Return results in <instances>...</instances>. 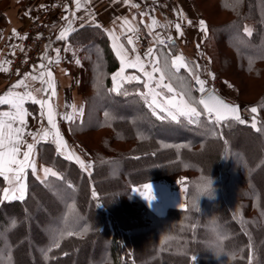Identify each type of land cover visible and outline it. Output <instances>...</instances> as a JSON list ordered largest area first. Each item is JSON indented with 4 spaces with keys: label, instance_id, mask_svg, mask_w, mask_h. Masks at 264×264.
Masks as SVG:
<instances>
[{
    "label": "trees",
    "instance_id": "1",
    "mask_svg": "<svg viewBox=\"0 0 264 264\" xmlns=\"http://www.w3.org/2000/svg\"><path fill=\"white\" fill-rule=\"evenodd\" d=\"M195 1L208 26L202 72L210 64L213 76L231 86L257 128L264 129V0ZM247 24L251 36L244 30ZM98 30L86 27L71 37L96 59H86L84 115L65 131L92 167L85 170L45 142L38 159L57 177L40 179L26 171L23 200L3 199L6 181L0 177V264H228L226 256L218 260L199 243L203 234L195 221L215 214L230 234L228 247L236 250L231 264H264V130L258 132L248 120L242 126L232 120L212 125L204 116L199 125L158 119L138 94L145 91L142 82L125 83L121 92L128 95L108 91L109 75L119 65L107 45L94 43L104 41ZM226 32L231 41L225 40ZM170 48L157 47L161 63L171 59ZM178 75L197 99L192 77L185 69ZM173 86L179 91L177 82ZM251 107L258 112L251 113ZM178 176L184 178L186 208L170 207L158 215L132 191ZM210 177L215 198L201 197L197 213L189 196L195 183ZM27 214L47 228L39 231ZM61 230L73 235L49 251ZM169 235L174 239L165 243ZM93 241L106 246L93 248Z\"/></svg>",
    "mask_w": 264,
    "mask_h": 264
},
{
    "label": "crops",
    "instance_id": "2",
    "mask_svg": "<svg viewBox=\"0 0 264 264\" xmlns=\"http://www.w3.org/2000/svg\"><path fill=\"white\" fill-rule=\"evenodd\" d=\"M51 2L52 0H0V66L8 69L7 71H0V97H3L12 85L24 78L23 76L13 80L9 79L12 57L10 42L24 35V33L36 23L38 15L47 5H50ZM131 3L138 4L139 8H133L130 3L126 4L123 0H87V3H85V0H81L82 7L79 10L76 9L74 0H61V3L57 6L54 18L55 28L60 33V31L67 26V22L63 17L68 16L69 19H72V14L75 13L76 19L72 25L75 30L67 33V38L65 40H58L56 37V39L50 43L51 45L46 54L49 59L53 60V63L49 64L48 60H44L42 64L46 67H37L32 71V74L38 76L41 71H46L47 68L52 70L56 85V96L53 98L52 103L57 112L56 123L59 122L57 123V127H60L61 130L66 131L70 123H75L77 119H81L84 115L86 107L84 104L83 92L85 90L88 70L86 61H95L96 59L95 53L86 54L80 43L71 42L72 35L81 29L86 27L99 28L98 31L101 33V38H104V41L96 39L94 43L97 44L98 47L101 44L107 45L109 54L119 65L116 71L109 75L110 77L119 72L121 68L120 60L113 50V41L109 35V31L113 29L115 30V34L120 37V42L129 49L130 58L136 54L141 55L143 58L144 52L149 47L155 49H157V47H165L164 44H159L158 38L164 41L171 37V39H169L173 47V50L170 48L173 51L171 58L177 55H183L186 61H193L194 64V58H200L201 61L207 62L203 54L200 56V51H204V43L208 36V26L206 23L207 32L201 30L199 21H207L204 19L203 10L200 8L197 1L168 0L165 5L155 4L150 0H131ZM66 6L68 11H65ZM124 17H127L130 21L135 17L133 26L139 29L137 33L127 32L126 28L124 30L121 29L120 25ZM153 18H155L159 24L150 31L146 25L151 24ZM188 21H191V24H189ZM177 23L181 24L180 32L182 34L178 33L175 28V24ZM13 29L17 32L16 36L12 34ZM140 35L148 38L149 47L142 48L138 45L137 40ZM128 36H131L134 41L136 48L135 53L131 52L133 45L127 44ZM55 49H60L58 56L59 63L55 62L57 59V53L54 51ZM100 49L101 48H99V50ZM98 54H100L99 57H103L102 50L98 51ZM9 61L10 63H8ZM76 61H79V64L76 63ZM124 75L140 76L141 82L146 80V77H144L142 73L133 68H126ZM156 75L158 77L159 74ZM44 79L46 80L47 76H45ZM133 81L137 82L135 80ZM117 83L125 84L123 81H120L119 78ZM25 85H27V90L29 91L41 87L39 80H26ZM25 85L12 89L13 93H23L26 90ZM144 90L146 91V89ZM34 95H37V98H39L41 94L34 92ZM73 105L76 106L75 111L73 110ZM24 107L29 113L25 117L28 125L26 132H35L41 125L46 128L49 127L46 117L41 113L39 105L29 100L25 102ZM11 110L9 104H0V112ZM66 115H71L73 119L69 121L65 118ZM24 139L27 143H33L31 136L25 135ZM43 143L45 142L41 140L35 147V160L37 164V172L35 174L40 179L44 178L42 168L48 167L38 159V154H40ZM25 150L26 145H22L21 159L23 158L22 153ZM28 170H31V168L26 169V171ZM156 182L159 181H155L152 184H156ZM5 187H8L7 182ZM143 201L149 208L153 209L144 198ZM161 214L162 213H158V215Z\"/></svg>",
    "mask_w": 264,
    "mask_h": 264
},
{
    "label": "snow or ice",
    "instance_id": "3",
    "mask_svg": "<svg viewBox=\"0 0 264 264\" xmlns=\"http://www.w3.org/2000/svg\"><path fill=\"white\" fill-rule=\"evenodd\" d=\"M126 4H131L133 8H139L136 3H131V0H123ZM76 9L79 10L82 7L81 0H74ZM87 3V0H85ZM65 11H68L67 6ZM143 15V13H142ZM73 18L69 19L68 16H64L63 19L67 22V26L60 31L57 36L58 40H65L67 38V33L74 31L72 27L74 20L76 19L75 13L72 14ZM133 20H129L127 17L122 18V23L120 25L121 29L126 28L127 32L137 33L138 28L133 26ZM191 24V21H188ZM159 22L153 18L151 24L146 25V27L151 29L158 26ZM201 30L207 32L206 22L199 21ZM99 27V26H98ZM177 32H180L181 24H175ZM245 32L251 36L252 30L249 28L244 29ZM13 36L17 35L15 29L12 31ZM109 35L112 38L113 50L116 56L119 58L121 63V68L119 72L112 75L111 79L113 81V88L109 89L110 92H115L117 94L128 95L127 90L121 92L123 88V83H117L118 78L124 83H130L133 80L141 82V77L136 75L125 76L126 68L137 69L138 72L142 73L146 80L142 81L143 88L146 89L144 92L138 93L144 100V103L152 111V114L157 116L161 120H170L172 122L181 123V118L184 122L188 124H201V117H205L206 123L212 125L221 124L229 120L236 121L240 124H245L246 121L240 115V108L237 105H232L226 103L223 99L217 96L214 92H208L206 95H201L197 100L191 97L190 89L187 85L185 79L178 75L180 70L183 68L192 77L196 85H198V91L201 94L206 93V81L200 79L199 75L196 74V69L199 65L192 64L190 61H186L183 55H177L171 59H165L161 63L159 52L153 47H149L143 54H136L132 58L129 57V49L125 47L123 43L120 42V37L115 34V30L109 31ZM23 38H27L24 36ZM39 38V37H38ZM171 39V37H169ZM159 44H164L163 39L158 38ZM127 44L133 45L131 52L135 53L136 48L134 41L131 36L127 37ZM47 48L45 46V54L42 55L41 59L48 60V63H53L52 59L47 57ZM57 53L56 63H59L58 56L60 49L54 50ZM14 54V53H13ZM10 63V61L8 62ZM79 64V61H76ZM37 66H34V68ZM40 68H45L44 64L39 65ZM150 69V70H149ZM7 68L0 66V71H7ZM156 74H159L158 77ZM47 76L45 80L44 77ZM167 79L168 82H165ZM26 80L40 81L41 87L35 88L32 91L27 90V85H25ZM173 81L177 82L179 91L177 87L173 86ZM21 85H25L26 90L23 93H13L12 89L19 88ZM46 85V86H45ZM35 93L41 94L39 98ZM56 96V85L54 80L53 72L50 68L46 71H41L39 75H34L32 73H26L24 78L19 80L16 84L12 85L11 88L0 97V104H9L11 111L0 112V177H3L9 187L3 189V199H19L23 200L25 198L27 184L25 182L26 169L31 168L33 173L37 172V164L35 160V147L36 144L40 143L41 140L44 142H51L56 146V152L58 154H65V159H75L77 163L80 164L82 168L87 170L91 168L92 165H87L85 168L84 162L79 156L75 155L74 152L68 151V145L64 141L63 137L60 135L59 128L56 123L57 112L54 104L52 103L53 98ZM31 101L34 104L39 105L42 115L47 119L49 127H41L33 132L27 131L28 127L25 117L29 114L27 109L24 107L26 101ZM200 106V107H198ZM75 111V105L72 106ZM250 112L255 114L258 112L256 107H251ZM163 114V115H161ZM109 114L106 113V116ZM69 121L73 119L71 115H66L65 117ZM254 119V118H253ZM258 132L264 129L257 128L255 122L251 124ZM25 135L31 136L33 143H27L24 139ZM26 145V150L21 156V146ZM42 171L44 173V178L47 179L48 176L57 177L58 173L53 171L50 167H43ZM203 179V178H202ZM211 180L207 179L205 181V186L210 185ZM143 191L140 189H134L133 191L138 192L144 199L151 202L155 197L153 196V187L151 184L142 185ZM93 196L96 195L95 192L92 193ZM181 208H186V204H180ZM191 207L198 211L195 201L191 202ZM188 219V217H185ZM15 221H12L13 226H15ZM67 226V221L65 222ZM183 226L181 230H184ZM195 227V225H193ZM87 231V229H85ZM73 235L72 230L63 231L59 233V237H53L51 246L48 249L51 251L52 247L60 246V239L64 237H70ZM173 236H165L164 242L173 240ZM46 255V254H45ZM3 255L0 253V260H3ZM196 257H193L195 260ZM8 260H11V256H8Z\"/></svg>",
    "mask_w": 264,
    "mask_h": 264
},
{
    "label": "rangeland",
    "instance_id": "4",
    "mask_svg": "<svg viewBox=\"0 0 264 264\" xmlns=\"http://www.w3.org/2000/svg\"><path fill=\"white\" fill-rule=\"evenodd\" d=\"M212 21H216V20H212ZM246 27L249 28V29H251V25L250 24H247ZM228 33L229 32H226L224 38H225V40L231 41L232 39H229V36H227ZM202 54H203V56L208 61V58L204 54V51L203 52L200 51V56ZM194 62H195L196 65H199V67L196 69V74L199 75L200 79L206 81L205 87L218 89L219 93L222 96H225V98L228 101H231L233 103H239L241 105L242 111L245 114V117L248 120V122L250 124H252L253 122L257 123V121H255V119H253V117H249L248 116V114L244 110L245 109L244 103L239 102V100L236 97V95H235L233 89L231 88V86L230 85H227L223 81L222 78H220V77H214L213 76V74L211 72L212 67H210V64H209V68H208V66L204 68V73H205V75H204V73L201 70V66H200L201 59L200 58H194ZM193 82H194V80H193ZM193 82H192V85H193ZM197 100H198V98H197ZM57 123H59V122H57ZM58 128H59V131H60V135L63 137L64 141L68 145V151L69 152H74L75 155L79 156L80 159L84 162L85 168L87 167V165H89V164L91 165V163L89 161L85 160L83 158V156L78 151H76L74 149L71 141L66 136L65 130H61L60 127H58ZM66 154L67 153L62 154V155L65 156ZM89 170H90V168L87 169V171H89ZM110 175H112V174H110ZM26 181L27 180L25 178V182ZM183 182H184V178L178 176V177L170 178L168 180H163V181L156 182V184H152L153 182L146 183V184H151L152 185V187H153V196L155 197V199H153L151 202H149V201H147L145 199L146 202L153 208L152 210L156 214H158V213L159 214L160 213L164 214L166 212V210L168 208H170V207H178V208H181L180 207V204H185L186 203V199H185L186 186L183 185ZM8 187H9V185H8ZM134 189H140V190L143 191L142 185L133 187L132 191ZM133 192H135L136 195L138 194V196L143 200V197L138 192H136V191H133ZM38 211L39 212L40 211H44L43 207L39 206L38 207ZM34 218H35V216H30L28 214L26 216V219H30L31 220V222H32L31 225L34 226L35 228H37L39 231L42 232L45 228H47V226H46L45 223H42L39 220H35ZM30 232H31L30 228L29 227L26 228L27 235ZM95 243H96V241L93 243V245H94L93 248H96V247L99 246V248L103 249L106 246V244L105 243H102V242L99 243V244H97V243L95 244ZM32 247H34L32 244H30V246H28L29 249L32 248ZM71 259H76V256L73 255V257Z\"/></svg>",
    "mask_w": 264,
    "mask_h": 264
},
{
    "label": "built area",
    "instance_id": "5",
    "mask_svg": "<svg viewBox=\"0 0 264 264\" xmlns=\"http://www.w3.org/2000/svg\"><path fill=\"white\" fill-rule=\"evenodd\" d=\"M155 4L165 5L168 0H150ZM61 3V0H52L50 5H47L45 9L38 15L36 23L30 27L24 35L18 39H13L10 42L12 47V57L10 65L9 79L13 80L17 77H23L26 73H32V71L39 67L43 63L41 59L45 54V46L49 45L59 32L55 28L53 23V17L57 11V6ZM26 36L27 38H23ZM39 37V38H38ZM137 43L140 47H149V40L146 36L140 35ZM171 43L170 40H165L164 45L167 46ZM14 53V54H13ZM34 66H37L34 68ZM198 85L193 82V88L198 91ZM210 88L206 87V92ZM199 92V91H198ZM201 97V94L199 92Z\"/></svg>",
    "mask_w": 264,
    "mask_h": 264
},
{
    "label": "clouds",
    "instance_id": "6",
    "mask_svg": "<svg viewBox=\"0 0 264 264\" xmlns=\"http://www.w3.org/2000/svg\"><path fill=\"white\" fill-rule=\"evenodd\" d=\"M209 179L211 180V184L207 186H205V182L195 183L189 196L191 202L195 201L198 211L194 209L197 213L201 212L199 204L201 197H207L209 199L215 198L213 181L211 177ZM195 223L202 230L203 235L199 243L203 251L212 253L218 260L226 256L228 258V264H231L236 258V250L228 247L230 234L222 223L220 215L215 214L203 219H197Z\"/></svg>",
    "mask_w": 264,
    "mask_h": 264
},
{
    "label": "water",
    "instance_id": "7",
    "mask_svg": "<svg viewBox=\"0 0 264 264\" xmlns=\"http://www.w3.org/2000/svg\"><path fill=\"white\" fill-rule=\"evenodd\" d=\"M208 92H214L217 96H219L221 99H223L226 103H230V104H232V105H237V106H239V108H240V115H241V117L243 118V119H245V121H246V123L245 124H240V123H238L239 125H242V126H245L246 124H247V119H246V117H245V114L243 113V111H242V108H241V105L239 104V103H233V102H231V101H228L226 98H224L220 93H219V91H218V89H210ZM208 92H206L204 95H206ZM236 122V121H235Z\"/></svg>",
    "mask_w": 264,
    "mask_h": 264
},
{
    "label": "bare ground",
    "instance_id": "8",
    "mask_svg": "<svg viewBox=\"0 0 264 264\" xmlns=\"http://www.w3.org/2000/svg\"><path fill=\"white\" fill-rule=\"evenodd\" d=\"M225 98V97H224Z\"/></svg>",
    "mask_w": 264,
    "mask_h": 264
}]
</instances>
